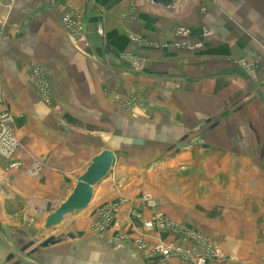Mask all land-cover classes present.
Instances as JSON below:
<instances>
[{
    "label": "crops",
    "instance_id": "obj_1",
    "mask_svg": "<svg viewBox=\"0 0 264 264\" xmlns=\"http://www.w3.org/2000/svg\"><path fill=\"white\" fill-rule=\"evenodd\" d=\"M176 1L0 0L1 107L21 146L20 169L0 159V264H158L139 238L176 236L144 223L155 214L190 222L191 211L203 221L190 224L231 259L264 256V48L222 9L181 13ZM93 8L86 35L96 55L75 29ZM104 150L115 161L88 210L44 230ZM34 161L43 170L29 177Z\"/></svg>",
    "mask_w": 264,
    "mask_h": 264
},
{
    "label": "rangeland",
    "instance_id": "obj_2",
    "mask_svg": "<svg viewBox=\"0 0 264 264\" xmlns=\"http://www.w3.org/2000/svg\"><path fill=\"white\" fill-rule=\"evenodd\" d=\"M176 2L177 3L175 8L177 7L176 9L179 10L181 13H186L187 10H196L200 15L206 16L208 13H210V8L212 7L218 8V10L222 9L221 11L224 15L238 22L240 27L243 28L247 34L252 36V38L257 41V43L261 48H264V0H177ZM80 19H82V15L79 18V22H81ZM79 22H77L78 25ZM179 30H180L179 31L180 34H184L185 31H183V29H179ZM203 33L204 35H206L205 31H203ZM76 35L79 37V40L85 41L82 30H81V34H76ZM181 47L186 50L195 51L200 48V45L198 43L188 45V43L186 42V43H182ZM236 63L245 70V72L249 75L251 79L253 80L258 79V70L254 64L249 63L245 60H240L237 61ZM263 89H264V85H263ZM126 105L130 106L131 104L127 103ZM1 109L3 108L1 107ZM9 114L11 115L10 112ZM238 140L239 139H235V141ZM256 144H257V140L256 141L254 139L249 140L250 149L255 148ZM238 156L239 155H236V157ZM249 157L251 159H257V156L255 155H249ZM15 158L16 155L12 160H14ZM192 213L193 212L191 211V214L186 216L187 217L186 219L190 220V222H193V220L198 221L199 223L203 221L200 220L197 216L192 215ZM155 216L160 217L165 227L162 228L155 226L152 231L154 230L169 231V232L172 231L175 234L176 238L171 243H179L181 240L185 239V241H181L180 244L184 245L183 248L187 251L188 254H185V256L171 257V258L179 259L180 261L179 263L181 264H194L191 262V259L194 260L197 259V257H204L206 259L204 264H208V263L231 264V261H233V264H264V256H255L253 259H248V260L243 259L241 256H239L238 258L235 257L234 259H231L227 249L223 248L219 242L214 241L208 233H206L202 229L196 228L194 225H191L189 221L175 223L166 219L162 214H155L152 216V218ZM152 231L147 233H151ZM142 239L143 238H139V242L136 245V248L138 249V247L142 245L148 249V252H150L156 246V244L161 243V242H156V244L152 246H147ZM220 242L224 246H226V243L224 241H220ZM45 244H48V241L47 239L42 238L41 243H37L36 245L32 244V246H35L37 251L38 250L41 251V249L44 248ZM162 244L168 245L170 243H166V244L162 243ZM185 245L190 247L187 249L185 248ZM211 250L216 251L217 253L216 252L211 253L210 252ZM232 252L234 253L235 250H233ZM141 253L143 255L145 254L144 252ZM27 256L30 257L29 254ZM188 256L191 259L185 258ZM147 257L149 258L152 257L153 259H156L158 261V264H169V260L171 259V258L168 259L166 262L158 255L147 256Z\"/></svg>",
    "mask_w": 264,
    "mask_h": 264
},
{
    "label": "water",
    "instance_id": "obj_3",
    "mask_svg": "<svg viewBox=\"0 0 264 264\" xmlns=\"http://www.w3.org/2000/svg\"><path fill=\"white\" fill-rule=\"evenodd\" d=\"M150 1L163 9H169L175 3V0ZM96 15L97 13L94 8L90 11L86 9L81 19L82 33L93 55L96 54L90 39L86 35V25ZM114 161V153L108 150L101 151L94 156L85 172L77 179V183L70 195L60 204L54 213L46 217L43 229L50 230L51 228H55L63 222L65 216L85 211L93 199L95 188L108 177Z\"/></svg>",
    "mask_w": 264,
    "mask_h": 264
},
{
    "label": "built area",
    "instance_id": "obj_4",
    "mask_svg": "<svg viewBox=\"0 0 264 264\" xmlns=\"http://www.w3.org/2000/svg\"><path fill=\"white\" fill-rule=\"evenodd\" d=\"M75 29H76V34H81L82 29L80 24ZM36 71L38 73V69ZM40 92L42 93V97L44 98V100L46 102H49L48 86L42 80H41ZM2 104L3 101L0 90V159H3L4 161L8 162L11 169H20L21 168L20 161L12 160L17 154V151L21 148L17 138L14 135L13 118L6 109H1ZM42 170H43L42 164L38 163V161H34V163L30 167L25 169V173L29 177H38L42 173ZM96 226L100 227V225H96ZM155 226L162 228L165 227L163 221L158 216H155L150 221L145 222L143 227L146 232H150L153 230ZM181 241H185V239ZM180 242L170 243L168 245H163L162 243H158L150 252H148L147 248L140 245L138 247V250L144 252L146 256L158 255L164 261L167 262V260L170 259L171 257L185 256V254H188L187 251L182 247ZM210 252L212 253L216 251L211 250ZM185 258L191 259L189 256ZM205 261L206 259L204 257H197V259L194 260L191 259V262L194 264H204Z\"/></svg>",
    "mask_w": 264,
    "mask_h": 264
}]
</instances>
